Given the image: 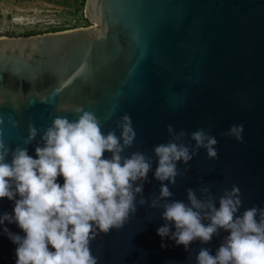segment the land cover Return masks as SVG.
<instances>
[{
	"label": "water",
	"instance_id": "water-1",
	"mask_svg": "<svg viewBox=\"0 0 264 264\" xmlns=\"http://www.w3.org/2000/svg\"><path fill=\"white\" fill-rule=\"evenodd\" d=\"M84 16L89 25L0 37L3 139L35 157L43 141L38 134L23 144L29 123L43 129L57 115L74 119L69 109L79 104L95 112L107 133L129 114L137 136L125 155L143 152L152 170L137 194L136 213L121 229L99 233L92 253L98 264H196L199 249L214 255L227 233L221 230L209 244L195 241L189 250L165 237L161 247L157 229L165 223L166 201L150 206L161 185L153 147L171 138L168 124L177 133L209 130L218 158L200 148L188 164L179 162L181 175L168 184L173 196L167 199L187 203L186 189L203 198L200 189L208 187L218 206L223 190L236 185L241 213L264 208V0H86ZM233 124L244 125L243 142L222 135ZM177 142L190 150L195 145L190 135ZM141 197L147 203L140 205ZM13 207L0 200V213ZM5 225L23 235L15 224ZM15 248L0 227V264H15Z\"/></svg>",
	"mask_w": 264,
	"mask_h": 264
},
{
	"label": "clouds",
	"instance_id": "clouds-1",
	"mask_svg": "<svg viewBox=\"0 0 264 264\" xmlns=\"http://www.w3.org/2000/svg\"><path fill=\"white\" fill-rule=\"evenodd\" d=\"M69 110L74 119L57 115L43 129L29 123L23 144L30 145L38 134L43 141L35 147V157L27 147L7 145L0 132V200L14 202L11 213H0V227L16 245L15 264H98L92 241L99 233L121 229L136 213L137 194L142 193L152 170L151 157L143 152L125 155L137 136L129 114H123L116 128L105 133L94 111L79 104ZM112 114L110 111L107 118ZM8 119L13 127L18 126ZM3 123L0 117V125ZM166 128L171 138L153 147L154 177L161 185L159 196L150 205L156 208L161 200L166 201L161 213L165 223L157 229L161 247H167L163 239L168 237L189 250L195 241L209 244L222 230L227 235L215 254L201 247L196 264H264V208L252 206L241 213L243 194L238 186L224 189L218 206L208 187L200 189L203 198L192 188L186 189L187 203L167 199L173 196L168 184L174 185L181 175L178 163L188 164L200 148L208 158H218V141L204 128L190 134L175 132L172 124ZM243 132V124H233L222 135L243 142ZM189 135L195 142L192 150L177 142ZM145 203L141 197L139 204ZM5 222L15 224L23 235L12 232Z\"/></svg>",
	"mask_w": 264,
	"mask_h": 264
},
{
	"label": "rangeland",
	"instance_id": "rangeland-1",
	"mask_svg": "<svg viewBox=\"0 0 264 264\" xmlns=\"http://www.w3.org/2000/svg\"><path fill=\"white\" fill-rule=\"evenodd\" d=\"M83 16V0H0V28L11 35L84 26Z\"/></svg>",
	"mask_w": 264,
	"mask_h": 264
},
{
	"label": "trees",
	"instance_id": "trees-1",
	"mask_svg": "<svg viewBox=\"0 0 264 264\" xmlns=\"http://www.w3.org/2000/svg\"><path fill=\"white\" fill-rule=\"evenodd\" d=\"M85 1L86 0H83V6L85 5ZM83 18H84V20L87 22V24H85V25H89L90 23L88 22V20L83 16ZM84 25V26H85ZM73 27H76V26H73ZM67 28H71V27H67ZM67 28H52V29H50V30H61V29H67ZM44 31H49V30H44ZM36 32H43V31H35V30H32V31H29V32H27V33H25V34H33V33H36Z\"/></svg>",
	"mask_w": 264,
	"mask_h": 264
},
{
	"label": "built area",
	"instance_id": "built-area-1",
	"mask_svg": "<svg viewBox=\"0 0 264 264\" xmlns=\"http://www.w3.org/2000/svg\"><path fill=\"white\" fill-rule=\"evenodd\" d=\"M6 35H11V34H9L6 30L0 28V37Z\"/></svg>",
	"mask_w": 264,
	"mask_h": 264
}]
</instances>
